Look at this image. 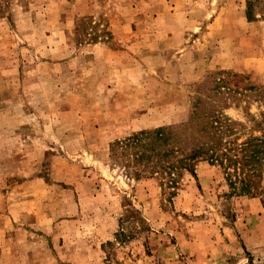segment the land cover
I'll list each match as a JSON object with an SVG mask.
<instances>
[{
	"label": "rangeland",
	"instance_id": "1",
	"mask_svg": "<svg viewBox=\"0 0 264 264\" xmlns=\"http://www.w3.org/2000/svg\"><path fill=\"white\" fill-rule=\"evenodd\" d=\"M247 1L0 0V264H264V6L249 20ZM212 115L240 165L205 158L170 187L118 149Z\"/></svg>",
	"mask_w": 264,
	"mask_h": 264
},
{
	"label": "trees",
	"instance_id": "2",
	"mask_svg": "<svg viewBox=\"0 0 264 264\" xmlns=\"http://www.w3.org/2000/svg\"><path fill=\"white\" fill-rule=\"evenodd\" d=\"M257 5L264 6V0L247 1L246 16L249 20L256 19ZM192 121L178 126L141 131L120 142L118 149L121 150V156L125 158L127 167L142 169V172H147L144 174L168 177V184L173 187L178 181L176 176L182 175L184 171L194 174L195 162L205 158L218 161L225 156L229 162L240 165L237 155L233 158L228 157L230 148L225 153H221V156L218 155L222 135H226L231 124L234 123L215 115L203 120L198 119V122H194L197 124ZM193 142H198V147L187 149V144ZM257 154V150L247 155L243 154L242 160L247 158L245 161L247 163L249 158L253 160L258 156Z\"/></svg>",
	"mask_w": 264,
	"mask_h": 264
}]
</instances>
